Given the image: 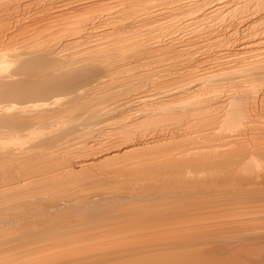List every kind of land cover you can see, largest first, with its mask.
Segmentation results:
<instances>
[{
	"label": "bare ground",
	"instance_id": "6f19581e",
	"mask_svg": "<svg viewBox=\"0 0 264 264\" xmlns=\"http://www.w3.org/2000/svg\"><path fill=\"white\" fill-rule=\"evenodd\" d=\"M166 192L200 197L135 206ZM29 259L264 264V0H0V264Z\"/></svg>",
	"mask_w": 264,
	"mask_h": 264
},
{
	"label": "rangeland",
	"instance_id": "374dc122",
	"mask_svg": "<svg viewBox=\"0 0 264 264\" xmlns=\"http://www.w3.org/2000/svg\"><path fill=\"white\" fill-rule=\"evenodd\" d=\"M160 127H162V128H167L168 126L166 125V126H160ZM168 130V129H167ZM137 176V175H136ZM135 175H132V177L131 176H121V177H119V179H121V182H127V183H129V178H133V177H136ZM123 180V181H122ZM103 185V184H102ZM102 185H99V184H94V185H90L89 187H88V189L87 188H85L84 189V192L85 193H95V192H97V191H124V188H125V190H127L126 189V187H128L126 184L125 185H123V183L122 184H120L118 181L117 182H114V183H112V184H104L103 186ZM106 185V186H105ZM102 186V187H101ZM124 186H126V187H124ZM94 187V189H92V188ZM105 187H107V188H105ZM90 188V189H89ZM121 188H123V189H121ZM87 189V190H86ZM92 189V190H91ZM101 189V190H100ZM107 189V190H106ZM120 189V190H119ZM97 190V191H96ZM120 191V192H121ZM197 195L198 194H194V196H193V194H192V196L191 195H187V194H183V193H179V192H166V193H159V194H156L155 195V197L153 198V199H151V198H149V199H147V197H146V195H141L142 197H143V199H144V197H146L145 199L146 200H143V199H141V202L140 203H138V201L136 202V203H138V204H134L135 206H140V207H152V206H158V207H163V209H165V210H169V212H171L175 207H177V206H180V205H182L184 202L186 203V202H188V201H191L192 199H195V198H190V197H197ZM190 196V197H189ZM189 197V198H188ZM198 197H200L199 195H198ZM197 197V198H198ZM133 202H129L128 204L126 203V204H123L122 205V208H117L116 210L119 212V211H121V212H123V211H126V212H131L132 211V209H133V204H132ZM127 205V206H126ZM225 218H231L230 216H227V217H225ZM227 242H229V243H234L235 242V240H228V241H226L225 243H227ZM225 252V251H224ZM224 252L222 251V252H220V254L222 255V254H224ZM219 253V252H218ZM32 257H35V256H32ZM31 258V257H30ZM32 263V261L29 259V261H27V260H25V261H23L21 264H31ZM41 262H48V260H44V261H41ZM33 264V263H32Z\"/></svg>",
	"mask_w": 264,
	"mask_h": 264
}]
</instances>
